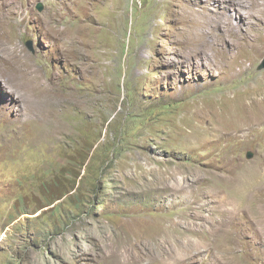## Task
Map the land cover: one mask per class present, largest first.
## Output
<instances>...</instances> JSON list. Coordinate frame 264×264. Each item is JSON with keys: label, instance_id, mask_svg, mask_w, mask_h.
I'll return each instance as SVG.
<instances>
[{"label": "rangeland", "instance_id": "374dc122", "mask_svg": "<svg viewBox=\"0 0 264 264\" xmlns=\"http://www.w3.org/2000/svg\"><path fill=\"white\" fill-rule=\"evenodd\" d=\"M0 31V264H264V0H0Z\"/></svg>", "mask_w": 264, "mask_h": 264}, {"label": "bare ground", "instance_id": "6f19581e", "mask_svg": "<svg viewBox=\"0 0 264 264\" xmlns=\"http://www.w3.org/2000/svg\"><path fill=\"white\" fill-rule=\"evenodd\" d=\"M232 3V2H231ZM229 19V18H228ZM234 32V31H233ZM9 45H12L11 47H9ZM17 50L15 49L14 45L12 44V42H10L9 40L6 39V35H5V32L4 31H0V56H4L5 54H8V53H11L12 56L14 54V52H16ZM19 55V54H18ZM20 56V55H19ZM8 60V59H7ZM10 68H13L14 65L13 63L10 64ZM14 70V68L12 69ZM260 103V102H259ZM258 109V112L259 113H263L264 112V101H263V105L261 106H257ZM253 110V109H252ZM239 112V111H238ZM257 113V112H256ZM253 113L245 108L244 109V115L240 114L239 118L237 119H230L231 117H229L227 119V121L225 122V126H229L230 124H234L236 123L238 126H246L247 124H254L255 123V119L256 117L254 115H252ZM234 117V116H233ZM232 117V118H233ZM235 118V117H234ZM262 118V117H261ZM257 120V119H256ZM261 120V119H260ZM232 126V125H231ZM230 127V126H229ZM241 127V128H242ZM231 128V127H230ZM230 165V164H229ZM232 172V171H231ZM227 174V173H226ZM230 175V174H228ZM217 177V175H216ZM224 203L228 206H230L231 208H233L234 206V202L232 200H227L226 202L224 201ZM224 204V205H225ZM257 212L259 214H262L263 215V208H260V209H257ZM263 218V217H262ZM231 220V219H230ZM230 223V222H229ZM213 229V228H212ZM212 238V237H211ZM207 243H210L209 241H205L203 244H207ZM210 249V248H209ZM206 250V249H205ZM212 251V250H211ZM195 254V253H194ZM161 256V255H160Z\"/></svg>", "mask_w": 264, "mask_h": 264}, {"label": "water", "instance_id": "95a60500", "mask_svg": "<svg viewBox=\"0 0 264 264\" xmlns=\"http://www.w3.org/2000/svg\"><path fill=\"white\" fill-rule=\"evenodd\" d=\"M37 8L40 10L41 9V6H38ZM246 156L247 157H251L252 156L251 152H248Z\"/></svg>", "mask_w": 264, "mask_h": 264}]
</instances>
